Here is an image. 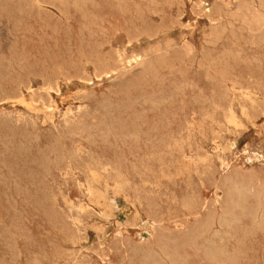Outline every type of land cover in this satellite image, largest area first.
I'll use <instances>...</instances> for the list:
<instances>
[{
  "label": "rangeland",
  "instance_id": "1",
  "mask_svg": "<svg viewBox=\"0 0 264 264\" xmlns=\"http://www.w3.org/2000/svg\"><path fill=\"white\" fill-rule=\"evenodd\" d=\"M32 1L0 0V264H264V0Z\"/></svg>",
  "mask_w": 264,
  "mask_h": 264
},
{
  "label": "bare ground",
  "instance_id": "2",
  "mask_svg": "<svg viewBox=\"0 0 264 264\" xmlns=\"http://www.w3.org/2000/svg\"><path fill=\"white\" fill-rule=\"evenodd\" d=\"M11 1H13V3H15L14 0H11ZM24 1H25V0H24ZM33 1H34V0H33ZM33 1H32V2H33ZM36 1H37V0H36ZM42 1H43V0H42ZM45 1H46V0H45ZM82 1H83V2H82ZM82 1H81L82 3H86V1L91 2V3L96 2L95 0H82ZM108 1H109V0H108ZM114 1H115V0H114ZM118 1H121V2L123 3V1H126V0H118ZM118 1H117V2H118ZM132 1H134V0H132ZM259 1H260V0H259ZM3 2H4V1H3ZM19 2H21V1H19ZM22 2H23V1H22ZM34 2H35V1H34ZM34 2H33V3H34ZM50 2H51V1H50ZM53 2H54V1H53ZM58 2H61V0H59ZM58 2H57V3H58ZM79 2H80V1H79ZM81 2H80V3H81ZM88 2H87V3H88ZM97 2H98V1H97ZM109 2H110V1H109ZM117 2H116V4H117ZM127 2H129V0H128ZM127 2H126V3H127ZM151 2H152V1H151ZM247 2H248V1H247ZM252 2H253V1H252ZM9 3H10V2H9ZM23 3H24V2H23ZM23 3H22V4H23ZM39 3H40V2H39ZM77 3H78V2H77ZM111 3H112V2H111ZM126 3H124V4H126ZM152 3H153V2H152ZM3 4H4V3H3ZM6 4H7V3H6ZM30 4H31V2H30ZM52 4H53V3H52ZM54 4H55V3H54ZM94 4H96V3H94ZM108 4H110V3H108ZM116 4H114V5H116ZM134 4H135V3H134ZM154 4H155V3H154ZM249 4H250V3H249ZM11 5H12V3H11ZM17 5H18V4H17ZM20 5H21V4H20ZM41 5H42V4H41ZM46 5H47V4H46ZM56 5H57V4H56ZM97 5H98V4H97ZM110 5H111V4H110ZM152 5H153V4H152ZM251 5H252V3H251ZM259 5H261V4H259ZM12 6H13V5H12ZM18 6H19V5H18ZM25 6H26V5H25ZM28 6H30V5H28ZM93 6H94V5H93ZM126 6H127V5H126ZM135 6L139 7L138 5H134V7H135ZM3 7H4V6H3ZM10 7H11V6H10ZM56 7H58V5H57ZM98 7H99V6H98ZM127 7H128V6H127ZM22 8H23V7H22ZM33 8H34V7H33ZM54 8H55V7H54ZM58 8H59V7H58ZM95 8H96V7H95ZM118 8H119V7H118ZM139 8H140V7H139ZM149 8H150V7H149ZM27 9H28V7H27ZM29 9H30V8H29ZM65 9H67V8H65ZM65 9H64V10H65ZM116 9H117V7H116ZM120 9H121V8H120ZM125 9H126V8H125ZM134 9H135V8H134ZM239 9H240V8H239ZM239 9H238V10H239ZM64 10H61V11L63 12ZM68 10H69V9H68ZM96 10H98V8H97ZM99 10H100V9H99ZM99 10H98V11H99ZM121 10H124V8L121 9ZM137 10H138V9H137ZM142 10H143V9H142ZM147 10H149V9L147 8ZM147 10H146V11H147ZM203 10H204V8H203ZM251 10H252V9H251ZM11 11H12V10H11ZM30 11H31V9H30ZM32 11H33V10H32ZM58 11H59V10H58ZM93 11H95L94 8H93ZM98 11H95V12H98ZM125 11H127V10H125ZM143 11H144V10H143ZM143 11H142V12H143ZM13 12H14V10H13ZM120 12H121V11H120ZM120 12H118V13H120ZM127 12H128V11H127ZM134 12H135V11H134ZM140 12H141V11H140ZM148 12H149V11H148ZM150 12H151V11H150ZM10 13H11V12H10ZM15 13H16V12H15ZM59 13H60V12H59ZM85 13H86V11L84 12V14H85ZM89 13H92V12H89ZM93 13H94V12H93ZM99 13H100V12H99ZM115 13H116V11H115ZM137 13H138V12H137ZM144 13H145V12H144ZM210 13H211V12H210ZM12 14H13V13H12ZM20 14H22V13H20ZM61 14H62V13H61ZM65 14H66V13H64V17H65ZM86 14H87V13H86ZM120 14H121V13H120ZM140 14H141V13H140ZM145 14H146V13H145ZM147 14H148V13H147ZM152 14H153V13H152ZM258 14H259V13H258ZM7 15H8V12H7ZM87 15H88V14H87ZM91 15H92V14H91ZM113 15H114V14H113ZM116 15H117V14H116ZM138 15H139V13H138ZM138 15H137V16H138ZM214 15H215V14H214ZM235 15H237V14L235 13ZM40 16H41V15H40ZM83 16H84V15H83ZM124 16H125V14H124ZM124 16H123V17H124ZM132 16H133V14H132ZM11 17H12V16H11ZM90 17H93V16H90ZM101 17H102V15H101ZM121 17H122V16H121ZM123 17H122V18H123ZM143 17H144V16H143ZM143 17H142V18H143ZM257 17H258V16H257ZM26 18H27V17H26ZM93 18H94V17H93ZM97 18H98V20L100 19L99 16H98ZM107 18H108V17H107ZM263 18H264V17H263ZM263 18H261V20H262ZM5 19H6V18H5ZM5 19H4V20H5ZM17 19H18V18H17ZM17 19H16V20H17ZM22 19H23V18H22ZM39 19H41V17L38 18V20H39ZM85 19H86V18H85ZM89 19H90V18H89ZM137 19H138V18H137ZM147 19H148V18H147ZM256 19H257V18H256ZM256 19H255V20H256ZM259 19H260V18H259ZM259 19H258V21H260ZM0 20H1V19H0ZM2 20H3V19H2ZM6 20H7V19H6ZM6 20H5V21H6ZM14 20H15V19H14ZM44 20H45V19H44ZM87 20H88V18H87ZM94 20H95V18H94ZM98 20H97V21H98ZM104 20H105V19H104ZM115 20H116V19H115ZM117 20H119V19L117 18ZM117 20H116V21H117ZM130 20H131V19H130ZM144 20H145V19H144ZM263 20H264V19H263ZM12 21H13V20H12ZM12 21H11V22H12ZM29 21H30V19H29ZM34 21L36 22L37 20H34ZM46 21H47V20H46ZM85 21H86V20H85ZM88 21H89V20H88ZM106 21H107V20H106ZM121 21H122V20H121ZM121 21H120V22H121ZM128 21H129V20H127V22H128ZM135 21H136V20H135ZM140 21H141V20H140ZM258 21H257V22H258ZM16 22H17V21H16ZM22 22H24V21H22ZM90 22H91V21H90ZM107 22H109V21H107ZM114 22H115V21H114ZM122 22H124V21H122ZM145 22H146V21H145ZM255 22H256V21H255ZM1 23L3 24V22H1ZM25 23H26V22H25ZM41 23H42V22H41ZM86 23H89V22H86ZM92 23H93V22H92ZM109 23H112V22H109ZM118 23H119V22H118ZM128 23L130 24L131 22H128ZM261 23H262V22H261ZM8 24H10V23H8ZM96 24H97V23H96ZM102 24H103V22H102ZM115 24H116V23H115ZM123 24H124V23H123ZM171 24H172V23H171ZM249 24H250V23H249ZM259 24H260V22H259ZM15 25H16V24H15ZM22 25H25V24H22ZM22 25H21V26H22ZM49 25H50V24H49ZM91 25H92V24H91ZM91 25H90V26H91ZM93 25H94V24H93ZM103 25H104V24H103ZM126 25H127V24H126ZM145 25H146V24H145ZM148 25H149V23H148ZM172 25H174V24H172ZM21 26H20V27H21ZM27 26H28V24H27ZM27 26H26V27H27ZM87 26H88V25H87ZM95 26H96V25H95ZM95 26H94V28H95ZM100 26H102V25H100ZM105 26H106V25H105ZM105 26H104V27H105ZM110 26H112V25L109 24V27H110ZM121 26L123 27L122 23H121ZM170 26H171V25H170ZM170 26H169V27H170ZM14 27H15V26H14ZM24 27H25V26H24ZM31 27H32V26H31ZM47 27H48V26H47ZM52 27H53V26H52ZM56 27H57V26H56ZM56 27H55L54 29H56ZM81 27H82V26H81ZM97 27H98V26H97ZM112 27H113V26H112ZM134 27H137V26H134ZM149 27H150V26H149ZM164 27H165V26H164ZM164 27H163V29H164ZM167 27H168V25H167ZM29 28H30V27H29ZM33 28H34V27H33ZM33 28H31V29H33ZM49 28L52 29L50 26H49ZM84 28H85V27H84ZM90 28H91V27H90ZM100 28H101V27H100ZM117 28H118V27H117ZM146 28H147V27H146ZM260 28H261V27H260ZM13 29H14V28H13ZM54 29H53V30H54ZM81 29H82V28H81ZM85 29H86V28H85ZM92 29H93V28H92ZM92 29H91V30H92ZM98 29H99V27H98ZM107 29H108V28H107ZM107 29H105V31H106V33H109V32H107ZM114 29H116V28H114ZM151 29H154V28H150V31H151ZM168 29H169V28H168ZM215 29H216V28H215ZM220 29H221V27H220ZM10 30H11V28H10ZM22 30H23V29H22ZM25 30H26V29H25ZM27 30H30V29H28V27H27ZM27 30H26V31H27ZM37 30H39V29H37ZM56 30H58V28H57ZM79 30H80V29H79ZM87 30H90V29L88 28V29H86V31H87ZM100 30H101V29H100ZM100 30H99V31H100ZM102 30H103V28H102ZM111 30H113V28H112ZM120 30H121V29H120ZM165 30H166V27H165ZM169 30H170V29H169ZM224 30H225V29H224ZM13 31H14V30H13ZM20 31H21V28H20ZM32 31H33V30H32ZM41 31H42V29H41ZM50 31H51V30H50ZM54 31H55V30H54ZM58 31H59V30H58ZM64 31H66V30H64ZM94 31H95V29H94ZM109 31H110V30H109ZM116 31H118V30H115V32H116ZM136 31H137V30H136ZM144 31H145V30H144ZM147 31H148V30H147ZM167 31H168V30H167ZM170 31H171V30H170ZM211 31H213V30H211ZM215 31H216V30H215ZM17 32L19 33V31H17ZM21 32H22V31H21ZM27 32H28V31H27ZM27 32H25V33H27ZM84 32H85V31H84ZM96 32H97V31H96ZM102 32H104V31H102ZM111 32H112V31H111ZM111 32H110V34H112ZM113 32H114V31H113ZM138 32H139V31H138ZM218 32H219V31H218ZM11 33H12V31H11ZM11 33H10V34H11ZM29 33L31 34V31H30ZM35 33H36V32H35ZM39 33H40V32H39ZM71 33H72V32H71ZM77 33H78V32H77ZM79 33H80V32H79ZM88 33H90V32H88ZM92 33H93V32H92ZM99 33H100V32H99ZM151 33L153 34L152 31H151ZM157 33H158V32H157ZM157 33H156V34H157ZM167 33H168V32H167ZM223 33H225V32L223 31ZM223 33H221V35H222ZM15 34H16V33H15ZM30 34H29V35H30ZM37 34H38V33H37ZM52 34H53V33H52ZM73 34H75V32H74ZM81 34H82V33H81ZM95 34H96V33H95ZM102 34H103V33H102ZM140 34H141V33H140ZM147 34H148V33H147ZM165 34H166V33H165ZM27 35H28V34H27ZM35 35H36V34H35ZM40 35H41V34H40ZM59 35H60V34H59ZM63 35H64V34H63ZM75 35H76V34H75ZM83 35H84V33H83ZM85 35H86V34H85ZM91 35H92V34H90V36H91ZM100 35H101V33H100ZM106 35H107V34H106ZM106 35H105V33H104V36H105V37H106ZM163 35H164V34H163ZM214 35H215V33H214ZM214 35H213V36H214ZM218 35H220V34H218ZM221 35H220V36H221ZM24 36H25V34H24ZM52 36H53V35H52ZM54 36H55V35H54ZM66 36H67V34H66ZM79 36H80V34H79ZM86 36H87V35H86ZM86 36H85V37H86ZM101 36H103V35H101ZM108 36H110V35H107V37H108ZM157 36H158V35H157ZM213 36H212V37H213ZM215 36L217 37V35H215ZM215 36H214V37H215ZM44 37H46V36H44ZM69 37H70V36H69ZM76 37H77V35H76ZM81 37H82V36H81ZM91 37H92V36H91ZM99 37H100V36H99ZM99 37H97V38H99ZM150 37H152V35H151ZM155 37H156V36H155ZM173 37H174V36H173ZM173 37H172V38H173ZM37 38H38V36H37ZM39 38H40V37H39ZM41 38H42V40H43V37H41ZM49 38H53V37L50 36ZM58 38H59V37H58ZM86 38H87V37H86ZM89 38H90V37H89ZM92 38H93V37H92ZM94 38H95V37H94ZM101 38H102V37H101ZM156 38H158V37H156ZM168 38H169V36L167 37V39H168ZM172 38H171V39H172ZM16 39H17V38H16ZM26 39H27V38H26ZM54 39H55V38H54ZM56 39H57V38H56ZM64 39H65V38H64ZM70 39H71V38H70ZM70 39H69V40H70ZM74 39H75V38H74ZM78 39H79V38H78ZM84 39H85V38H84ZM106 39H107V38H106ZM130 39H131V38H130ZM130 39H129V40H130ZM151 39H152V38H151ZM162 39H163V38H162ZM165 39H166V38H165ZM210 39H212V38H210ZM21 40H22V39H21ZM21 40H20V41H21ZM40 40H41V39H40ZM47 40H48V38H47ZM49 40H50V39H49ZM72 40H73V39H72ZM72 40H71V41H72ZM75 40H76V39H75ZM79 40H81V39H79ZM79 40H78V41H79ZM104 40H105V39H104ZM108 40H110L109 37H108ZM129 40H128V41H129ZM152 40H153V39H152ZM163 40H164V39H163ZM168 40H169V39H168ZM23 41H24V40H23ZM51 41H53V40H51ZM56 41H57V40H56ZM73 41H74V40H73ZM81 41H82V40H81ZM110 41H111V40H110ZM137 41H138V39H137ZM142 41H143V40H142ZM142 41H141V42H142ZM145 41H146V40H145ZM156 41H157V40H156ZM161 41H162V40H161ZM40 42H41V41H40ZM75 42H76V41H75ZM88 42H89V41H88ZM92 42H93V41H92ZM92 42H91V43H92ZM97 42H98V41H97ZM101 42H102V41H101ZM141 42H140V43H141ZM146 42H148V41H146ZM157 42H158V41H157ZM166 42H167V41H166ZM174 42H177V41H174ZM46 43H47V42H46ZM57 43H58V42H57ZM82 43H84V42L82 41ZM106 43H110V42L108 41V42H106ZM130 43H131V42H130ZM132 43H133V42H132ZM135 43H136V42H135ZM142 43H143V42H142ZM153 43H155V42H153ZM171 43H173V42L171 41ZM14 44H15V43H14ZM14 44H13V45H14ZM23 44H24V43H23ZM41 44H42V42H41ZM41 44H40V46H41ZM43 44H44V43H43ZM54 44H55V43H54ZM54 44H53V45H54ZM84 44H85V43H84ZM104 44H105V42H104ZM151 44H152V41H151ZM151 44H150V45H151ZM169 44H170V43H169ZM169 44H168V45H169ZM173 44H174V43H173ZM185 44H186V42H185ZM18 45H19V44H18ZM18 45H17V46H18ZM53 45H52V46H53ZM76 45H77V44H76ZM98 45H99V44H98ZM101 45H103V44H101ZM110 45H111V44H109V45H107V46H110ZM128 45H129V44H128ZM128 45H127V46H128ZM153 45H155V44H153ZM158 45H159V44H158ZM165 45H166V44H165ZM165 45H164V46H165ZM174 45H175V44H174ZM28 46H29V45H28ZM47 46H48V44H47ZM56 46H57V45H56ZM80 46H81V45H80ZM84 46H85V45H84ZM92 46H93V45H92ZM99 46H100V45H99ZM135 46H136V45H135ZM186 46H187V45H186ZM26 47H27V45H26ZM81 47H82V46H81ZM81 47H80V48H81ZM88 47H89V46H88ZM93 47H94V46H93ZM96 47H97V46H96ZM102 47H103V46H102ZM123 47H124V46H123ZM131 47H132V46H131ZM165 47H166V46H165ZM18 48H19V47H18ZM77 48H79L78 45H77ZM90 48H91V46H90ZM124 48H125V47H124ZM159 48H161V47L159 46ZM168 48H169V47H168ZM172 48H173V46H172ZM23 49H24V48H23ZM39 49H40V48H39ZM46 49H47V48H46ZM49 49L51 50V48H49ZM57 49H58V48H57ZM57 49H56V50H57ZM60 49H61V48H60ZM88 49H89V48H88ZM94 49H95V48H94ZM101 49H102V48H101ZM107 49H109V48H107ZM115 49H116V48H115ZM133 49H134V48H133ZM189 49H190V48H189ZM193 49H194V48H193ZM18 50H19V49H18ZM27 50L29 51V49H27ZM41 50H42V49H41ZM47 50H48V49H47ZM52 50H53V49H52ZM82 50H83V49H82ZM91 50H92V49H91ZM110 50H111V49H110ZM112 50H113V49H112ZM157 50L159 51L160 49H157ZM186 50H187V49H186ZM15 51H16V50H15ZM28 51H27V53H28ZM39 51H40V50H39ZM45 51H46V50H45ZM85 51H86V50L84 49V52H85ZM92 51H94V50H92ZM96 51H97V50H96ZM116 51H117V50H116ZM131 51H132V50H131ZM187 51H188V50H187ZM20 52H21V51H20ZM20 52H18L17 54H19ZM30 52H31V51H30ZM42 52H43V50H42ZM46 52H47V51H46ZM46 52H44V53L46 54ZM48 52H49V51H48ZM55 52H56V51H55ZM77 52H78V50H77ZM87 52H88V51H87ZM87 52H86V54H87ZM152 52H153V51H152ZM182 52H183V51H182ZM182 52H181V53H182ZM27 53H26V55H27ZM51 53H52V52H51ZM56 53H57V52H56ZM81 53H82V52H81ZM90 53H91V52H90ZM94 53H95V52H94ZM101 53H104V52L102 51ZM108 53H109V52H108ZM116 53H117V52H116ZM121 53H122V52H121ZM133 53H134V52H133ZM153 53H154V52H153ZM155 53H157V52L155 51ZM184 53H185V51H184ZM189 53H190V52H189ZM54 54H55V53H54ZM57 54H58V53H57ZM59 54H62V53H60V51H59ZM88 54H89V53H88ZM110 54H111V53H110ZM134 54H135V53H134ZM46 55H48V54H46ZM49 55H50V54H49ZM63 55H64V54H63ZM143 55H144V54H143ZM54 56H55V55H54ZM60 56H61V55H60ZM98 56H99V55H98ZM105 56H106V54H105ZM105 56H104V57H105ZM114 56H115V55H114ZM146 56H147V54H146ZM146 56H145V57H146ZM149 56H150V55H149ZM149 56H148V58H149ZM151 56H152V54H151ZM18 57H19V56H18ZM24 57H25V56H24ZM24 57H22V58H24ZM56 57H57V56H56ZM80 57H81V56H80ZM82 57H83V54H82ZM86 57L88 58V55H87ZM122 57H123V55H122ZM122 57H121V58H122ZM0 58H1V57H0ZM20 58H21V55H20ZM26 58H27V57H26ZM51 58H52V57H51ZM91 58H92V57H91ZM97 58H98V57H97ZM102 58H103V57H102ZM106 58H107V57H106ZM112 58H113V54H112ZM112 58H111V59H112ZM114 58H115V57H114ZM123 58H125V57H123ZM126 58H127V57H126ZM133 58H134V57H133ZM135 58H136V56H135ZM135 58H134V59H135ZM150 58H151V57H150ZM24 59H25V58H24ZM29 59H30V58H29ZM57 59H58V57H57ZM75 59H76V58H75ZM77 59H78V58H77ZM83 59H84V57H83ZM85 59H86V58H85ZM98 59H99V58H98ZM103 59H104V58H103ZM111 59H110V60H111ZM118 59H119V58H118ZM143 59H144V58H143ZM19 60H20V59H19ZM68 60H69V59H68ZM73 60H74V59H73ZM81 60H82V58H81ZM81 60H80V61H81ZM136 60H137V59H136ZM139 60H140V59H139ZM149 60H150V59H149ZM25 61H26V60H25ZM27 61H28V59H27ZM58 61H59V60H58ZM71 61H72V59H71ZM87 61H88V60H87ZM101 61H102V60H101ZM101 61H100V62H101ZM107 61H108V60H107ZM107 61H106V62H107ZM144 61H145V60H144ZM21 62H23V61H21ZM21 62H20V63H21ZM30 62H32V61H30ZM34 62H35V61H34ZM53 62H54V61H53ZM53 62H51V63H53ZM62 62H63V59H62ZM69 62H70V60H69ZM75 62H76V61H75ZM81 62H82V61H81ZM89 62H90V61H89ZM97 62H99V60H98ZM103 62H105V61H103ZM114 62H116V61H114ZM124 62H125V61H124ZM131 62H133V61H131ZM131 62H130V64H131ZM135 62H136V61H135ZM259 62H260V61H259ZM20 63H19V65H20ZM28 63H29V62H28ZM38 63H39V62H38ZM38 63H37V61H36V64H35V65H37ZM48 63H49V62H48ZM64 63H65V60H64ZM101 63H102V62H101ZM119 63H120V62H119ZM126 63H127V62H126ZM144 63H145V62H144ZM148 63H149V62H148ZM148 63H147V64H148ZM4 64H5V63H4ZM25 64H26V63H25ZM59 64H60V63H59ZM76 64H77V63H76ZM88 64H89V63H88ZM88 64H87V65H88ZM145 64H146V63H145ZM147 64H146V65H147ZM257 64H258V63H257ZM261 64H262V62H261ZM22 65H23V64H22ZM26 65H27V64H26ZM35 65H34V67H35ZM57 65H58V64H57ZM61 65H62V64H60V66H61ZM72 65H73V64H72ZM72 65L70 64V66H72ZM74 65H75V64H74ZM87 65L85 64L84 66H87ZM94 65H96V64H94ZM98 65H99V64H98ZM120 65H121V64H120ZM127 65H129V64H127ZM134 65H135V64H134ZM139 65H140V63H139ZM141 65H142V64H141ZM143 65H144V64H143ZM153 65H154V64H153ZM0 66H2V64H1ZM30 66H32V64H30ZM51 66H52V65H51ZM62 66H65V65L63 64ZM62 66H61V67H62ZM81 66H82V65H80V67H81ZM154 66H155V65H154ZM154 66H153V67H154ZM160 66H161V65H160ZM257 66H258V65H257ZM260 66H261V65H260ZM263 66H264V65H263ZM23 67L26 68V66H23ZM36 67H37V66H36ZM49 67H50V66H49ZM67 67H68V65H67ZM76 67H77V66H76ZM76 67H75V68H76ZM112 67H114V65H113ZM127 67H128V66H127ZM138 67H139V66H138ZM138 67H137V68H138ZM148 67H149V66H148ZM148 67H147V68H148ZM151 67H152V66L150 65V68H151ZM158 67H159V66H158ZM1 68H2V67H1ZM25 68H24V69H25ZM58 68H59V65H58ZM58 68H57V69H58ZM64 68H65V67H64ZM71 68H72V67H71ZM73 68H74V66H73ZM73 68H72V69H73ZM95 68H97V67H95ZM115 68H116V67H115ZM117 68H118V67H117ZM120 68H121V67H120ZM262 68H263V67H262ZM3 69H4V68H3ZM22 69H23V68H22ZM27 69H28V68H27ZM50 69H51V68H50ZM54 69H55V68H54ZM65 69H66V68H65ZM65 69H64V70H65ZM69 69H70V67H69ZM111 69H112V68H111ZM126 69H127V68H126ZM131 69H132V68H131ZM131 69H130V70H131ZM148 69H149V68H148ZM154 69H155V68H154ZM156 69H157V68H156ZM159 69H160V68H159ZM159 69H157V70L159 71ZM260 69H261V67H260ZM20 70H21V69H20ZM25 70H26V69H25ZM31 70H32V68H31ZM46 70H47V68H46ZM48 70H49V68H48ZM55 70H56V69H55ZM62 70H63V69H62ZM106 70H107V69H106ZM108 70H109V69H108ZM116 70H117V69H116ZM123 70H124V69H123ZM130 70H129V71H130ZM144 70H145V68H144ZM146 70H147V69H146ZM150 70H152V69H150ZM22 71H24V70H22ZM28 71H29V70H28ZM60 71H61V69H60ZM66 71H67V70H66ZM77 71H78V70H77ZM77 71H75V72H77ZM110 71H111V70H110ZM114 71H115V69H114ZM118 71H119V70H118ZM120 71H121V70H120ZM120 71H119V72H120ZM131 71H132V70H131ZM61 72H62V71H61ZM63 72H64V71H63ZM79 72H80V71H79ZM95 72H96V71H95ZM104 72H105V71H104ZM111 72H112V71H111ZM124 72H125V71H124ZM127 72H128V71H127ZM149 72H150V71H149ZM151 72H152V71H151ZM58 73H59V72H58ZM68 73H69V72H68ZM68 73H67V74H68ZM71 73H72V72H71ZM99 73H103V72L99 71ZM105 73H106V72H105ZM109 73H110V72H109ZM109 73H108V74H109ZM120 73H123V72H120ZM120 73H119V74H120ZM145 73H146V71H145ZM56 74H57V73H56ZM62 74H63V73H62ZM62 74H61V75H62ZM65 74H66V73H65ZM65 74H63V77H64ZM67 74H66V76H69V75H67ZM76 74H77V73H76ZM80 74H81V73H80ZM91 74H92V73H91ZM93 74H94V73H93ZM93 74H92V75H93ZM152 74H153V73H152ZM152 74H150V75H152ZM154 74H156V72H154ZM20 75H21V74H20ZM20 75H19V76H20ZM25 75H26V74H25ZM74 75H75V73H74ZM84 75H85V74H84ZM98 75H99V74H98ZM106 75H107V74H106ZM17 76H18V74H17ZM54 76H55V75H54ZM58 76H60V74H58ZM81 76H82V75H81ZM107 76H109V75H107ZM115 76H116V75H115ZM120 76H121V75H120ZM152 76H153V75H152ZM63 77H62V78H63ZM76 77H77V76H76ZM85 77H87V76L85 75ZM90 77H91V76H90ZM112 77L114 78V75H112ZM17 78H18V77H17ZM20 78H23V76H21ZM74 78H75V77H74ZM74 78H72V79H74ZM77 78H78V77H77ZM96 78H97V77H96ZM6 79H7V78H6ZM6 79H4L3 81H5ZM23 79H24V78H23ZM23 79H22V80H23ZM52 79H53V78H52ZM64 79H66V77H65ZM69 79H70V78H69ZM69 79H68V80H69ZM79 79H80V78H79ZM82 79H83V78H82ZM84 79L86 80V78H84ZM94 79H95V78H94ZM149 79H150V78H149ZM8 80H9V79H8ZM18 80H19V79H18ZM47 80H48V79H47ZM139 80H141V79H139ZM60 81H61V80H60ZM83 81H84V80H83ZM86 81H87V80H86ZM98 81H99V80H98ZM141 81H143V80H141ZM9 82H10V81H9ZM43 82H44V81H43ZM46 82H47V81H46ZM71 82H72V81H71ZM87 82H88V81H87ZM90 82H91V81H90ZM136 82H137V81H136ZM144 82H146V81H143L142 84H143ZM18 83H20V81H19ZM50 83H52V81H51ZM57 83H58V82H57ZM57 83H56V84H57ZM134 83H135V82H134ZM138 83H139V82H138ZM146 83H147V82H146ZM0 84H2V82H1ZM7 84H8V83H7ZM53 84H54V83H53ZM135 84H136V83H135ZM148 84H149V83H148ZM22 85H23V84H22ZM58 85H59V84H58ZM140 85H141V84H140ZM140 85H139V87H140ZM0 86H1V85H0ZM4 86H5V85H4ZM54 86H55V85H54ZM141 86L143 87V85H141ZM18 87H19V86H18ZM52 87H53V86H52ZM52 87H51V88H52ZM59 87H60V85H59ZM137 87H138V86H137ZM0 88H4V87H0ZM48 88H49V87H48ZM51 88H50V89H51ZM131 88H132V87H131ZM133 88H134V87H133ZM29 89H30V88H29ZM240 89H241V88H240ZM250 89H251V88H250ZM3 90H4V89H3ZM5 90H6V89H5ZM7 90H8V89H7ZM7 90H6V91H7ZM48 90H49V89H48ZM56 90H57V88H56ZM242 90H243V88H242ZM50 91H51V90H50ZM57 91H58V90H57ZM60 91H61V90H60ZM0 92L3 93L4 91L1 90ZM15 92H16V91H15ZM87 92H88V91H87ZM246 92H248V91H246ZM5 93H6V92H5ZM5 93H4V94H5ZM8 93H9V92H8ZM16 93H17V92H16ZM27 93H28V92H27ZM248 93H251V92H248ZM17 94H18V93H17ZM20 94H21V93H20ZM33 94H34V93H33ZM82 94H83V93H82ZM86 94H87V93H86ZM8 95H9V94H8ZM72 95H73V94H72ZM75 95H76V94H75ZM77 95H78V94H77ZM88 95H89V94H88ZM0 96H1V95H0ZM2 96H3V94H2ZM2 96H1V98H2ZM15 96H16V95H15ZM70 96H71V95H70ZM73 96H74V95H73ZM84 96H85V93H84ZM22 97H23V96H22ZM67 97H68V96H67ZM74 97H75V96H74ZM78 97H80V96H78ZM245 97L248 98V101H249V99L251 98V97L249 98V96H245ZM256 97H258V96H256ZM1 98H0V99H1ZM6 98H7V97H6ZM12 98H13V97H12ZM31 98H32V97H31ZM75 98H76V97H75ZM247 98H246V99H247ZM7 99H9V98H7ZM244 99H245V98H244ZM3 100H4V99H3ZM63 100H64V99H63ZM66 100H67V99H66ZM67 101H68V100H67ZM250 101H251V99H250ZM2 102H3V101H2ZM10 102H11V101H10ZM44 102H45V101H44ZM251 102H252V101H251ZM25 104H26V103H25ZM25 104H24V106H25ZM252 104H253V103H252ZM21 105H22V104H21ZM43 105H44V104H43ZM46 106H47V105H46ZM55 106H56V105H54V108H55ZM30 107H31V106H30ZM28 108H29V107H28ZM28 108H27V109H28ZM44 108H45V107H44ZM56 108H57V107H56ZM55 110H56V109H55ZM55 110H54V111H55ZM253 110H254V109H253ZM246 111H247V110H246ZM38 112H39V111H38ZM40 113H41V112H40ZM50 113H53V112H50ZM68 113H69V112H68ZM85 114L87 115V113H85ZM243 114H244V111H243ZM46 115H47V114H46ZM46 115H45V116H46ZM70 115H71V114H70ZM208 115H209V114H208ZM232 115H233V114H232ZM54 116H55V115H54ZM68 116H69V115H68ZM209 116H210V115H209ZM69 117H70V116H69ZM72 117H73V116H72ZM211 117H212V116H211ZM214 117H216V116H214ZM245 117H246V116H245ZM47 118H48V116H47ZM65 118H66V117H65ZM73 118H74V117H73ZM52 119H53V118H52ZM54 119H55V118H54ZM69 119H71V118H69ZM229 119H231V118H229ZM76 120H77V119H76ZM224 120H225V119H224ZM233 120H234V117H233ZM247 120H248V119H247ZM66 121H67V120H66ZM73 121H75V119H73ZM215 121H216V120H215ZM218 121H219V120H218ZM226 121H227V120H226ZM228 121H229V120H228ZM20 122H22V121H20ZM52 122H53V121H52ZM77 122L79 123L78 120H77ZM235 122H237V121H235ZM73 123H74V122H73ZM220 123H221V122H219V125H220ZM231 123H233L232 120H231L230 124H231ZM233 124H234V123H233ZM237 124H238V123H237ZM75 125H76V124H75ZM77 126H78V124H77ZM73 127H75V126H73ZM236 127H237V126H236ZM236 127H235V128H236ZM240 127H241V125H240ZM242 127H244V126H242ZM76 128H77V127H76ZM221 129H223V128H221ZM1 130H2V129H1ZM2 131H3V130H2ZM5 131H6V129H5ZM219 132H221V131H219ZM6 133H7V132H6ZM6 133H4V134H6ZM2 135H3V134H2ZM2 137H3V136H2ZM79 148H80V147H79ZM85 151H86V150H85ZM81 152H82V150H81ZM86 152H87V151H86ZM88 152H89V151H88ZM169 154H170V153H169ZM171 155H172V154H171ZM181 158H182V156H181ZM201 158H202V157H201ZM201 158H200V159H201ZM185 159H186V158H185ZM196 159H197V158H196ZM203 159H204V158H203ZM164 161H165V159H164ZM164 161H163V162H164ZM183 161H184V160H183ZM193 161H195V159H194ZM205 161H206V160H205ZM163 162H162V163H163ZM206 162H207V161H206ZM170 163H171V162H170ZM196 163H197V162H196ZM198 163H199V162H198ZM198 163H197V164H198ZM201 163H202V162H201ZM203 163H204V162H203ZM92 164H93V163H91V165H92ZM167 164H168V163H167ZM173 164H174V163H173ZM95 165H96V164H95ZM163 165H164V164H163ZM170 165H171V164H170ZM194 165H195V164H194ZM88 166H90V165H88ZM147 166H148V165H147ZM167 166H168V165H167ZM173 166H174V165H173ZM93 168H95V167H93ZM99 168H100V167H99ZM167 168H168V167H167ZM169 168H170V166H169ZM171 168H172V167H171ZM177 168H178V167H177ZM89 169H90V168H89ZM96 169L98 170V168H96ZM96 169H95V170H96ZM106 169H107V168H106ZM180 169H181V168H180ZM183 169H184V168H183ZM81 170H82V169H81ZM93 170H94V169H93ZM93 170H92V171H93ZM102 170H103V168H102ZM121 170H122V169H121ZM162 170H163V169H162ZM169 170H170V169H169ZM178 170H179V169H178ZM207 170H208V169H207ZM84 171H85V170H84ZM89 171H90V170H89ZM98 171H99V170H98ZM140 171H141V170H140ZM147 171H148V169H147ZM149 171H150V170H149ZM151 171H152V170H151ZM85 172H86V171H85ZM103 172H104V171H103ZM170 172H171V171H170ZM173 172H174V171H173ZM176 172H178V171H176ZM179 172H180V171H179ZM181 172H182V171H181ZM97 173H98V172H97ZM104 173H105V172H104ZM118 173H119V172H118ZM91 174H92V173H91ZM102 174H103V173H102ZM120 174H121V172H120ZM179 174H180V173H179ZM97 175H98V174H97ZM97 175H96V177H97ZM103 175H104V174H103ZM177 175H178V174H177ZM181 175H182V174H181ZM91 176H92V175H91ZM91 176H90V177H91ZM93 176H94V175H93ZM108 176H109V175H108ZM110 176H112V175H110ZM141 176H142V175H141ZM161 176H162V174H161ZM174 176H175V175H174ZM96 177H94V178H96ZM112 177H113V176H112ZM149 177H150V176H149ZM152 177H153V176H152ZM179 177H180V176H179ZM233 177H234V176H233ZM99 178H100V177H99ZM123 178H124V177H123ZM123 178H122V179H123ZM153 178H154V177H153ZM174 178H175V177H174ZM176 178H177V177H176ZM234 179H235V178H234ZM92 180H94V179H92ZM92 180H89V182H87V183H90V181H92ZM99 180H100V179H99ZM170 180H172V179H170ZM199 180H200V179H199ZM227 180H228V179H227ZM229 180H230V178H229ZM250 180H251V179H250ZM252 180H253V179H252ZM252 180H251V181H252ZM257 180H258V179H257ZM95 181H96V180H95ZM95 181H94V182H95ZM200 181H201V180H200ZM231 181H232V180H230V182H231ZM233 181H234V180H233ZM233 181H232V182H233ZM239 181H240V179H239ZM241 181H242V180H241ZM254 181H255V180H254ZM260 181H261V179H260ZM262 181H263V180H262ZM220 182H221V181H220ZM230 182H227V183H229L230 186H233V185H231ZM234 182L236 183V182H238V181L236 180V181H234ZM248 182H250V181H248ZM256 182H257V181H256ZM118 183H119V182H118ZM121 183H122V182H121ZM217 183H218V182H217ZM222 183H223V181H222ZM225 183H226V182L224 181V184H225ZM235 183H234L235 187H234L233 189H235V190L237 191V188H238V190L240 189V188L238 187V185H240V184H242V183H240V182H239L240 184H239V183H236V184H235ZM251 183H253V182H251ZM251 183H250V184H251ZM262 183H264V182H262ZM90 184H91V183H90ZM92 184H93V183H92ZM125 184H126V182H125ZM148 184H149V183H148ZM148 184H147V185H148ZM237 184H238V185H237ZM248 184H249V183H248ZM88 185H89V184H88ZM215 185H216V184H215ZM243 185H245V184H243ZM260 185H261V183H260ZM260 185H259V187H261ZM263 185H264V184H263ZM119 186L121 187V185H119ZM128 186H129V185H128ZM246 186H247V185H246ZM248 186H249V185H248ZM251 186L254 187V185H251ZM221 187H224V186H221ZM242 187L244 188L245 186H242ZM242 187H241V188H242ZM115 188H116V186H115ZM115 188H114V190H115ZM123 188H124V187H123ZM228 188H229V187H228ZM228 188H226V189H228ZM230 188H232V187H230ZM251 188H252V187H251ZM262 188H263V186H262ZM89 189H91V188H89ZM89 189H88V190H89ZM92 189H93V188H92ZM97 189H98V188H97ZM121 189H122V188H121ZM125 189H126V188H125ZM127 189H128V188H127ZM219 189H220V188H219ZM233 189H232L231 191H235V190H233ZM245 189H247V188H245ZM216 190H217V189H216ZM224 190H225V189H224ZM243 190H244V189H243ZM243 190H242V191H243ZM247 190H248V189H247ZM259 190H260V189H259ZM259 190H258V191H259ZM90 191H91V190H90ZM97 191H98V190H97ZM119 191H120V189H119ZM119 191H117L116 193H118ZM242 191L239 190L240 193H241ZM249 191H250V190H249ZM249 191H247V192H249ZM255 191H257V188H256ZM87 192H88V191H87ZM104 192H105V191H104ZM221 192H222V191H221ZM223 192H224V191H223ZM227 192H228V190H227ZM229 192H230V191H229ZM250 192H251V191H250ZM250 192H249V193H250ZM259 192H260V191H259ZM91 193H92V192H91ZM121 193H122V192H121ZM245 193H246V192H245ZM249 193H248V194H249ZM260 193H261V192H260ZM262 193H263V192H262ZM97 194H99V193H97ZM107 194H108V193H107ZM107 194H106V195H107ZM118 194H120V192H119ZM225 194H227V193L225 192ZM228 194H229V193H228ZM92 195H94V194H92ZM92 195H91V196H92ZM106 195H105V196H106ZM231 195H232V194H231ZM244 195H245V194H244ZM255 195H256V194H255ZM255 195H254V196H255ZM229 196H230V194H229ZM258 196H259V195H258ZM106 197H107V196H106ZM106 197H105V199L107 200ZM237 197H238V196H237ZM239 197H240V196H239ZM243 197H245V196H243ZM261 197H262V196H261ZM261 197L259 196V198H261ZM91 198H92V197H91ZM103 198H104V197H103ZM228 198H229V197H228ZM233 198H234V197H233ZM247 198H249V197H247ZM226 199H227V198H226ZM235 199H236V198H235ZM235 199H234V200H235ZM240 199H241V198H240ZM245 199H246V198H245ZM251 199H253V198H251ZM256 199H258V198H256ZM93 200L96 201L95 198H94ZM232 200H233V199H232ZM242 200H243V198H242ZM242 200H240V201H242ZM249 200H250V199H249ZM249 200H248V203H249ZM258 200H259V199H258ZM97 201H98V199H97ZM237 201L240 202L239 200H237ZM246 201H247V200H246ZM253 201H254V200H253ZM253 201H251V202H253ZM103 202H104V201H103ZM229 202H230V201H229ZM231 202H233V201H231ZM251 202H250V203H251ZM255 202H256V201H255ZM91 203H92V202H91ZM127 203H128V202H127ZM240 203H242V202H240ZM250 203H249V204H250ZM96 204H97V202H96ZM99 204H100V203H99ZM131 204H132V203H131ZM235 204H236V203H235ZM243 204H244V206L246 205L244 202H243ZM252 204H253V203H252ZM258 204H260V203H258ZM262 204H263V203H262ZM100 205H101V204H100ZM175 205H176V204H175ZM226 205H227V204H226ZM226 205H224V206L226 207ZM228 205H229V204H228ZM232 205H233V204H232ZM239 205H240V204H239ZM95 206H96V205H95ZM132 206H133V205H132ZM184 206H185V204L183 205V207H184ZM187 206H188V205H187ZM187 206H186V207H187ZM221 206H222V205H221ZM236 206H237V205H236ZM244 206H243V208H244ZM248 206H249V205H248ZM252 206L254 207L255 205H252ZM256 206H258V205H256ZM239 207H240V206H239ZM239 207H238V208H239ZM241 207H242V206H241ZM249 207L251 208V206H249ZM259 207H260V205H259ZM259 207H258V209H259ZM238 208H237L236 210H238ZM246 208H247V207H246ZM261 208H262V207H261ZM228 209L230 210V207H228ZM231 209H232V207H231ZM234 209H235V207H234ZM252 209H253V208H252ZM229 210H228V211H229ZM241 210H243V209L241 208ZM241 210H240V211H241ZM250 210H251V209H250ZM256 210H257V207H256ZM256 210H255V211H256ZM186 211H187V210H186ZM225 211H227V210H225ZM225 211H223V212H225ZM230 211H231V210H230ZM230 211H229V212H230ZM240 211H239V212H240ZM255 211H254V212H255ZM262 211H263V209H262ZM229 212H228V213H229ZM232 212H233V211H232ZM237 212H238V211H237ZM243 212H244V211H243ZM246 212H247V210H246ZM249 212H250V211H249ZM258 212H259V211H258ZM187 213H188V212H187ZM190 213H191V212H190ZM252 214H253V213H252ZM254 214H255V213H254ZM222 215H223V214H222ZM226 215H227V214H226ZM230 215H231V214H230ZM232 215H233V214H232ZM235 215H236V213H235ZM235 215H234V216H235ZM224 216H225V214H224ZM224 216H221V217H224ZM236 216H237V215H236ZM236 216H235V218H238V217L240 218V217H241V215H239L238 217H236ZM243 216H245V215H243ZM246 216H247V214H246ZM253 216H254V215H253ZM257 216H258V214H257ZM257 216H256V217H257ZM259 216H260V215H259ZM261 216H262V215H261ZM261 216H260V218H261ZM214 217H215V216H214ZM249 217H250V214H249ZM249 217H248V218H249ZM251 217H252V216H251ZM251 217H250V218H251ZM263 217H264V216H263ZM226 218H227V216H226ZM226 218H225V219H226ZM233 218H234V217H233ZM239 218H238V219H239ZM254 218H255V217H254ZM212 219H213V218H212ZM212 219H211V220H212ZM216 219H218V218H216ZM223 219H224V218H223ZM223 219H222V221H223ZM227 219H228V218H227ZM227 219H226V220H227ZM240 219H241V218H240ZM240 219H239V220H240ZM262 219H263V218H262ZM220 220H221V219H220ZM230 220H233V219H230ZM236 220H237V219H236ZM256 220H257V219H256ZM263 220H264V219H263ZM263 220H262V222H263ZM1 221H4V220H1ZM224 221H225V220H224ZM234 221H235V220H234ZM237 221H238V220H237ZM257 221H258V220H257ZM257 221H256V222H257ZM214 222H215V221H214ZM253 222H255V220H254ZM256 222H255V223H256ZM0 223H2V222H0ZM211 223H212V222H211ZM225 223H226V222H225ZM225 223L223 222L221 226H223V224L225 225ZM234 223H235V222H234ZM238 223H240V222L238 221ZM242 223H243V222H242ZM244 223H245V222H244ZM255 223H253V224H255ZM260 223H261V222H260ZM5 224H6V223H5ZM208 224H210V222H209ZM214 224H215V223H214ZM217 224H218V223H217ZM228 224H230L229 221H228ZM235 224H236V223H235ZM247 224H248V223H247ZM258 224H259V223H258ZM263 224H264V222H263ZM210 225H211V224H210ZM231 225H232V224H231ZM236 225H241V224H236ZM250 225H251V224H250ZM256 225H257V224H256ZM256 225H255V226H256ZM201 226H203V225H201ZM211 226H212V225H211ZM215 226H216V225H215ZM221 226H219L220 229H221ZM260 226H261V225H260ZM260 226H259V227H260ZM263 226H264V225H263ZM204 227H205V225H204ZM213 227H214V226H213ZM225 227H226V226H225ZM233 227H234V226H233ZM252 227L255 228L254 226H252ZM256 227H258V226H256ZM230 228H231V226H230ZM230 228H228V229H230ZM237 228H238V227H237ZM241 228H242V229H245V228H243V227H241ZM250 228H251V227H250ZM7 229H9V228L7 227ZM200 229H201V228H200ZM232 229H233V228H232ZM232 229H231V231H232ZM235 229H236V228H235ZM263 229H264V228H263ZM263 229H262V231H263ZM238 230H239V228H238ZM247 230H249V229L247 228ZM251 230H252V229H251ZM199 231L201 232L202 230H199ZM226 231H230V230H226ZM243 231H244V230H243ZM255 231L257 232L258 230L256 229ZM200 232H199V233H200ZM240 232H241V231H240ZM240 232H239V233H240ZM247 232H248V231H247ZM249 232H250V231H249ZM249 232H248V233H249ZM251 232H252V231H251ZM227 233H228V232H227ZM232 233H233V232H232ZM232 233H231V236H232ZM239 233H237V234H239ZM248 233H245V234L247 235ZM254 233H255V232H254ZM260 233H261V230H260ZM262 233H263V232H262ZM257 234H258V233H257ZM226 235H227V234H226ZM235 235H236V234H235ZM243 235H244V234H243ZM253 235H254V234H251V236H253ZM236 236H237V235H236ZM241 236H242V232H241ZM241 236H240V238H241ZM262 236H263V235H262ZM229 237H230V235H229ZM243 237H244V236H243ZM245 237H246V236H245ZM249 238H251V237L249 236ZM235 239H236V238H235ZM244 239H245V241H247L248 238H247V239H246V238H243L242 240L244 241ZM252 239H254V238H252ZM255 239H256V238H255ZM238 240H239V239H238ZM242 240H241V241H242ZM229 241H230V239H229ZM253 241H254V240H253ZM230 242H231V241H230ZM235 242H237V241L235 240ZM247 242H248V241H247ZM245 243H246V242H245ZM245 243H244V244H245ZM250 243H251V242H250ZM236 244H237V243H236ZM238 244H239V243H238ZM242 244H243V242H242ZM242 244H241L240 246H242ZM248 244H249V243H248ZM244 247H245V245H244ZM247 247H248V246H247ZM220 248H221V247H220ZM220 248H219V251L222 250V249L220 250ZM227 248H229V247L227 246ZM251 248H253V247H251ZM237 249H238V248H237ZM242 249H243V248H242ZM165 250H166V249H165ZM216 250H217V249H216ZM233 250H235V249H233ZM245 250L247 251L246 248H245ZM251 250H252V249H251ZM219 251H217V252H219ZM223 251H224V249H223ZM235 251H237V250H235ZM225 252H226V251H225ZM229 252H231V251H229ZM249 252H250V251H249ZM137 253H138V252H137ZM236 253H238V251H237ZM247 253H248V252H247ZM250 253H251V252H250ZM133 254H135V253H133ZM138 254H139V253H138ZM166 254H167V253H166ZM214 254H215V253H214ZM234 254H235V252H234ZM239 254H241V253H239ZM239 254H237V255H239ZM242 254H243V253H242ZM221 255H222V253H221ZM221 255H220V257H221ZM229 255H230V254H229ZM229 255H228V256H229ZM134 256H135V255H134ZM222 256H223V255H222ZM225 256H227V255L225 254ZM231 256H233V255H231ZM235 256H236V254H235ZM245 256H246V255H245ZM247 256H248V255H247ZM247 256H246V257H247ZM165 257L167 258V255H166ZM169 257H170V256H169ZM215 257H216V256H215ZM217 257H218V255H217ZM229 257H230V256H229ZM229 257H228V259H229ZM233 257H234V256H233ZM240 257H241V256H240ZM221 258H222V257H221ZM225 258H226V257H225ZM167 259H168V258H167ZM217 259H219V258H217ZM232 259H233V258H232ZM245 259H246V258H245ZM162 260H163V259H162ZM225 260H226V259H225ZM234 260H236V259H234ZM227 261H228V260H227ZM239 261H240V258H239ZM243 261H244V260H243ZM247 261H248V260H247ZM161 262H162V261H161ZM230 262H231V260H230ZM235 262H236V261H235ZM244 262H245V261H244ZM236 263H237V262H236ZM239 263H240V262H239ZM241 263H242V262H241ZM251 263H253V262H251ZM242 264H243V263H242Z\"/></svg>",
  "mask_w": 264,
  "mask_h": 264
}]
</instances>
